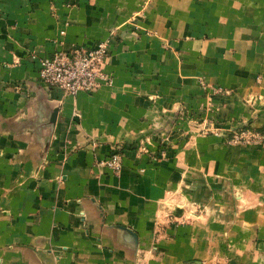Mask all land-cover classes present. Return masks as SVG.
Segmentation results:
<instances>
[{
  "label": "crops",
  "instance_id": "crops-1",
  "mask_svg": "<svg viewBox=\"0 0 264 264\" xmlns=\"http://www.w3.org/2000/svg\"><path fill=\"white\" fill-rule=\"evenodd\" d=\"M103 39L110 85L39 79ZM217 263L264 264V0H0V264Z\"/></svg>",
  "mask_w": 264,
  "mask_h": 264
},
{
  "label": "built area",
  "instance_id": "built-area-1",
  "mask_svg": "<svg viewBox=\"0 0 264 264\" xmlns=\"http://www.w3.org/2000/svg\"><path fill=\"white\" fill-rule=\"evenodd\" d=\"M108 57V41L103 39L95 47L85 49L72 47L69 51H56L50 57L39 58V79L59 91L76 95L78 92H94L105 85L111 84V75L105 70ZM203 87H208L202 83ZM213 93L225 92L219 87L209 86ZM200 132H215L210 125H204ZM263 137L260 133L253 132L248 128H238L231 132L228 143L242 145H257ZM140 153L147 149L140 147ZM152 159H156L154 155ZM106 166L117 175L122 168V151L113 150L105 159L98 162ZM220 264V263H217Z\"/></svg>",
  "mask_w": 264,
  "mask_h": 264
},
{
  "label": "rangeland",
  "instance_id": "rangeland-1",
  "mask_svg": "<svg viewBox=\"0 0 264 264\" xmlns=\"http://www.w3.org/2000/svg\"><path fill=\"white\" fill-rule=\"evenodd\" d=\"M194 209V211L198 212L200 211V206L199 205H196V204H193L192 205V210Z\"/></svg>",
  "mask_w": 264,
  "mask_h": 264
}]
</instances>
